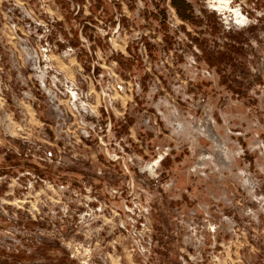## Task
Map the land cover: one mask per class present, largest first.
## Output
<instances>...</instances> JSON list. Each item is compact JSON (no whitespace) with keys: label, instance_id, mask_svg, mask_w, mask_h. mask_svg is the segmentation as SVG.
<instances>
[{"label":"rangeland","instance_id":"1","mask_svg":"<svg viewBox=\"0 0 264 264\" xmlns=\"http://www.w3.org/2000/svg\"><path fill=\"white\" fill-rule=\"evenodd\" d=\"M184 1L0 0V264H264V0Z\"/></svg>","mask_w":264,"mask_h":264},{"label":"trees","instance_id":"2","mask_svg":"<svg viewBox=\"0 0 264 264\" xmlns=\"http://www.w3.org/2000/svg\"><path fill=\"white\" fill-rule=\"evenodd\" d=\"M172 5L182 19L188 18V6L185 4L184 0H172Z\"/></svg>","mask_w":264,"mask_h":264},{"label":"built area","instance_id":"3","mask_svg":"<svg viewBox=\"0 0 264 264\" xmlns=\"http://www.w3.org/2000/svg\"><path fill=\"white\" fill-rule=\"evenodd\" d=\"M13 9L12 8H7L6 10H5V19H6V21H7V24L9 25V27H11V28H13L14 27V24H15V22H14V20H13ZM242 23V22H241ZM248 23H244V26L245 25H247Z\"/></svg>","mask_w":264,"mask_h":264},{"label":"crops","instance_id":"4","mask_svg":"<svg viewBox=\"0 0 264 264\" xmlns=\"http://www.w3.org/2000/svg\"><path fill=\"white\" fill-rule=\"evenodd\" d=\"M12 99H14V98H13V95H12Z\"/></svg>","mask_w":264,"mask_h":264},{"label":"bare ground","instance_id":"5","mask_svg":"<svg viewBox=\"0 0 264 264\" xmlns=\"http://www.w3.org/2000/svg\"><path fill=\"white\" fill-rule=\"evenodd\" d=\"M219 8H220V5H219Z\"/></svg>","mask_w":264,"mask_h":264}]
</instances>
